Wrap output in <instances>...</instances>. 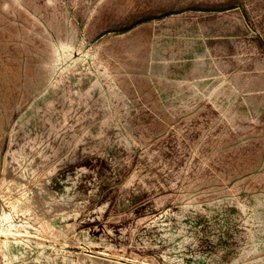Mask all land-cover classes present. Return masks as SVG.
<instances>
[{"label":"rangeland","instance_id":"obj_1","mask_svg":"<svg viewBox=\"0 0 264 264\" xmlns=\"http://www.w3.org/2000/svg\"><path fill=\"white\" fill-rule=\"evenodd\" d=\"M264 0H0V264H264Z\"/></svg>","mask_w":264,"mask_h":264},{"label":"bare ground","instance_id":"obj_2","mask_svg":"<svg viewBox=\"0 0 264 264\" xmlns=\"http://www.w3.org/2000/svg\"><path fill=\"white\" fill-rule=\"evenodd\" d=\"M258 204V211H257V217L255 221V226L252 231L251 240L254 242L256 241L257 245L264 244V200H259L257 202ZM261 259H264V256L257 260V263ZM264 263V260H263Z\"/></svg>","mask_w":264,"mask_h":264}]
</instances>
